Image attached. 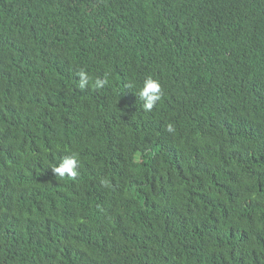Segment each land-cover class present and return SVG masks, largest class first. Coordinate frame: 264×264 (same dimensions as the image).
<instances>
[{
	"label": "trees",
	"instance_id": "obj_1",
	"mask_svg": "<svg viewBox=\"0 0 264 264\" xmlns=\"http://www.w3.org/2000/svg\"><path fill=\"white\" fill-rule=\"evenodd\" d=\"M0 264H264V0H0Z\"/></svg>",
	"mask_w": 264,
	"mask_h": 264
},
{
	"label": "clouds",
	"instance_id": "obj_2",
	"mask_svg": "<svg viewBox=\"0 0 264 264\" xmlns=\"http://www.w3.org/2000/svg\"><path fill=\"white\" fill-rule=\"evenodd\" d=\"M78 74L80 77L79 87L83 89L88 84L89 78L84 70H81ZM104 83L106 81L97 80L96 87H102ZM162 95L160 83L151 76L146 77L143 81V86L139 90L140 99L144 101L143 108L145 110H151L157 101L161 99ZM77 164L78 161L74 155L66 156L58 166L52 168V171L56 176L64 177L67 174L69 177L75 178L78 174Z\"/></svg>",
	"mask_w": 264,
	"mask_h": 264
}]
</instances>
